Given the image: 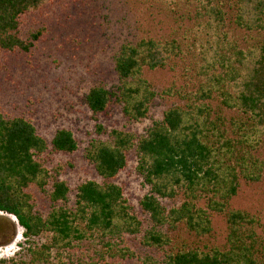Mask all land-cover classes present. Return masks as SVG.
Masks as SVG:
<instances>
[{
    "label": "trees",
    "instance_id": "16d2710c",
    "mask_svg": "<svg viewBox=\"0 0 264 264\" xmlns=\"http://www.w3.org/2000/svg\"><path fill=\"white\" fill-rule=\"evenodd\" d=\"M50 1L0 0V52L28 51L36 44L46 27L36 25L24 38L22 17ZM166 1L174 15L188 2L202 3L205 13L197 9L194 15L200 18V27L203 16L209 15L205 25L210 30L218 29L219 5L224 3L235 6L237 28L264 30V0ZM219 35L214 46L200 47L205 53L212 50V56L208 60L203 52L205 63L195 71L199 83L195 89L189 79L187 90L171 85L159 93L176 97L183 105L166 109L146 133L112 129L106 139L89 142L84 156L102 182L79 184L73 208L65 205L71 190L68 183L53 173L65 167L58 165L52 171L44 155L76 151L74 133L60 128L48 143L30 119L6 114L0 107V212L15 217L22 227L20 246L23 258L28 257H0V264H66L61 258L75 253L80 264L89 260L88 264H122L134 257L129 237L138 234L139 242L150 249L138 258L141 264H264V235L255 229L258 220L229 207L240 177L264 181V42L243 51L236 40ZM222 47L227 49L220 52ZM174 53L172 42L157 39L123 43L114 55L119 85L115 90L104 84L92 87L86 95L89 109L96 116L116 102L129 121L148 117L157 92L143 77L142 68H164ZM216 64H223V75L209 74ZM229 75L232 91L225 86ZM217 97L222 99L211 106L210 100ZM97 130L103 127L98 125ZM130 151L135 152L136 170L148 186L139 202L146 217L133 211L122 186L114 182L126 168ZM180 191L186 199L167 209L161 199L174 198ZM36 193H47L52 204L47 214L37 208ZM201 196L207 197L206 208L197 205ZM209 209L226 217L229 232L224 244L202 242L212 230ZM54 258L57 263H52Z\"/></svg>",
    "mask_w": 264,
    "mask_h": 264
},
{
    "label": "rangeland",
    "instance_id": "374dc122",
    "mask_svg": "<svg viewBox=\"0 0 264 264\" xmlns=\"http://www.w3.org/2000/svg\"><path fill=\"white\" fill-rule=\"evenodd\" d=\"M166 2L52 0L22 17L21 33L24 38L32 27H46L36 44L28 51L16 49L0 52L2 111L30 119L37 132L48 143L60 128L70 129L78 140L79 147L72 153L50 152L44 155L46 165L52 171L58 165L65 167L59 173H53L59 179L65 180L71 189L65 203L68 208L75 206L79 184L86 180L102 182L101 176L84 156L89 142L94 138L106 139L112 129L146 133L155 120L163 118L166 109L183 105L178 98L161 97L159 93L171 85L187 90L188 85L192 84L189 79L195 89L199 84L195 71L199 64L205 63V54L208 60L212 56V50L205 53L200 47L208 49L214 46L219 33L225 34L228 41L236 40L237 48L243 51L255 50L264 42V30L247 32L235 26V6L225 3L219 5L222 12L220 25L217 30H210L205 25L209 23H206L209 15L203 16L202 21L205 23L201 27L198 26L200 18L197 19L194 15L197 9L205 13L202 3L193 2L190 5L188 2L184 9H179L174 15ZM183 13L191 14V17L184 16ZM141 39H157L172 42L176 46V53L171 55L164 68H142L143 77L157 92L148 117L129 121L116 102L105 112L95 116L86 103L87 93L99 84H104L108 90H115L119 79L114 69V55L123 43H136ZM225 41L224 45L229 48ZM227 47H222L219 51L224 52ZM210 70L209 74L215 71L223 75L226 72L223 64H216ZM229 78L231 75L227 78L226 87L232 84ZM230 88L231 85L228 89L231 90ZM218 99L222 97L210 100L211 106H216ZM98 125L103 127L101 132L97 130ZM136 166L137 156L134 151H130L126 168L118 174L114 182L122 186L124 196L133 211L139 217H146L139 202L148 186L144 184ZM185 199L184 193L180 191L174 198H162L161 202L169 209L179 206ZM206 202L207 197L201 196L197 205L206 208ZM36 206L44 214L51 210L52 204L47 193H36ZM229 207L244 210L255 217L260 224L255 226L256 232L264 235L263 180L247 181L240 177L237 193L230 198ZM209 212L212 230L209 236L203 237L202 242L226 243L229 228L225 215L210 209ZM22 232L23 229L15 217L0 212V257H24L20 246L24 240ZM140 237L139 234L129 237V246L134 257L123 259L122 264H141L138 258L150 252L148 247L139 242ZM76 254L71 257L65 254L61 261L66 264H80ZM83 259L87 258L83 255ZM106 260L115 261L110 257ZM52 263H57V258L52 259Z\"/></svg>",
    "mask_w": 264,
    "mask_h": 264
}]
</instances>
